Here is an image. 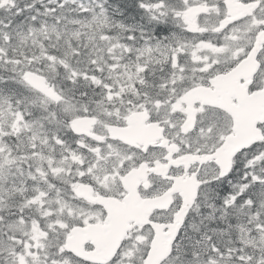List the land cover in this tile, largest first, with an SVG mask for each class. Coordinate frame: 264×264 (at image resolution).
<instances>
[{
	"label": "snow or ice",
	"instance_id": "1",
	"mask_svg": "<svg viewBox=\"0 0 264 264\" xmlns=\"http://www.w3.org/2000/svg\"><path fill=\"white\" fill-rule=\"evenodd\" d=\"M0 264H264V0H0Z\"/></svg>",
	"mask_w": 264,
	"mask_h": 264
}]
</instances>
